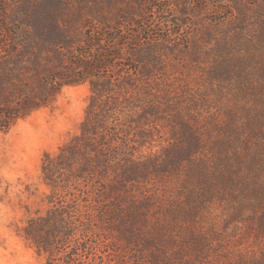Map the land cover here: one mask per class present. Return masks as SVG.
Returning a JSON list of instances; mask_svg holds the SVG:
<instances>
[{
	"label": "rangeland",
	"instance_id": "374dc122",
	"mask_svg": "<svg viewBox=\"0 0 264 264\" xmlns=\"http://www.w3.org/2000/svg\"><path fill=\"white\" fill-rule=\"evenodd\" d=\"M152 1L165 8L154 21L184 25L176 26L181 40L159 42L165 55L161 133L154 131L151 147L187 153L177 162L162 155L146 174L127 181L111 200L117 208L103 197L121 181L125 164L86 174V193L101 216L100 246L110 264L263 263L264 0ZM19 2L0 0V31L17 20ZM128 3L140 10L148 0H121ZM91 93L88 82L67 86L50 107L0 133V264H46L50 258L26 234L29 223L53 207L43 158L80 132ZM189 135L202 142L199 159L189 150ZM132 203L142 207L136 219L128 216Z\"/></svg>",
	"mask_w": 264,
	"mask_h": 264
},
{
	"label": "trees",
	"instance_id": "16d2710c",
	"mask_svg": "<svg viewBox=\"0 0 264 264\" xmlns=\"http://www.w3.org/2000/svg\"><path fill=\"white\" fill-rule=\"evenodd\" d=\"M164 9L152 0L140 10L131 3L122 6L121 0H20L17 20L1 28L0 133L50 107L67 86L88 82L92 91L80 132L43 158L53 207L46 217L31 221L26 234L50 256L46 264H95L96 257L99 264H110L96 235L101 216L86 193V174L125 164L118 174L121 181L103 197L117 208L111 200L128 188L127 181L146 174L162 155L177 162L187 153L166 146L153 152L151 147L162 110L160 63L165 55L159 42L181 40L176 26L184 25L182 20L154 21ZM156 26L167 27V33L158 34ZM187 142L199 159L200 138L189 135ZM141 208L132 203L128 216L136 219Z\"/></svg>",
	"mask_w": 264,
	"mask_h": 264
}]
</instances>
